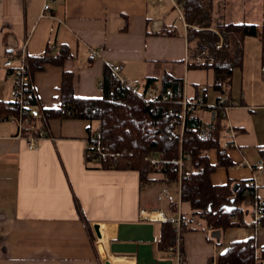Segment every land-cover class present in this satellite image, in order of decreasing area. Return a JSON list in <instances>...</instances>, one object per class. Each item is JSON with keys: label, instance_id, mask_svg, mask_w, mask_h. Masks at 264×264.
I'll use <instances>...</instances> for the list:
<instances>
[{"label": "crops", "instance_id": "1", "mask_svg": "<svg viewBox=\"0 0 264 264\" xmlns=\"http://www.w3.org/2000/svg\"><path fill=\"white\" fill-rule=\"evenodd\" d=\"M164 1L0 0V101L12 100L13 78L3 62L26 43L34 99L29 107L41 113L31 124L46 134L29 149L17 136V122L0 119V264H111L112 259L123 264H177L173 253L157 247L163 223L157 212L171 215L175 209L169 204L177 200V209L192 226L181 235L184 264L217 262L231 243L251 237L257 250L264 246V224L253 223L250 206L244 205L238 225L219 231L205 228L203 220L190 218L193 209L179 199L178 188L168 186L169 197H159L164 185L160 172L149 173L150 180L141 185L135 169L86 163L88 121L48 118L44 113L61 108L64 73L73 94L82 98L101 95L98 83L105 66L120 65L118 75L132 86H142L148 77L178 78L182 98L201 97L210 107L219 98L229 103L221 135L222 146L230 143L223 146L229 164L216 165L211 183L236 187L246 181L264 199L261 43L255 36L241 38L217 28L223 23L264 24L262 0H203L194 17L203 20V26L188 24L184 15L173 16L172 6ZM46 3L49 9L43 12ZM205 29L219 36L213 48ZM223 35L230 39L226 47ZM93 48H100L99 53L91 55ZM46 49L56 57L64 53L63 59L39 61ZM203 52L205 59L197 63ZM214 60L234 63L222 93L212 86ZM198 112L209 121L208 110ZM207 156L210 164L217 163L214 149Z\"/></svg>", "mask_w": 264, "mask_h": 264}, {"label": "trees", "instance_id": "2", "mask_svg": "<svg viewBox=\"0 0 264 264\" xmlns=\"http://www.w3.org/2000/svg\"><path fill=\"white\" fill-rule=\"evenodd\" d=\"M202 1L183 0L184 19L188 24L198 23L203 26V20L194 18L203 8ZM262 5L264 6V0ZM217 28L219 31L234 32L241 38L255 36L261 43V63L264 66V24L223 23ZM197 33L200 35L202 32ZM203 33L208 35L210 46L213 48L219 36L211 30ZM229 41L230 39L225 36L223 47L228 46ZM63 57L64 53L56 57L51 54L50 49H46L38 60L58 63ZM211 66L214 71L212 86L222 93L228 85L234 63L214 60ZM156 81L159 82L158 86H152L153 96L146 105L144 93ZM101 84L99 97H77L73 94L70 78L64 73L60 86L61 108L44 112L48 118L58 116L88 121L90 125L87 128V139H90L93 132L98 129L101 145L109 152H120L115 161L111 157L95 159L86 155V163H94V167L104 169H135L139 173L141 185L150 180L149 173L160 172L164 184L178 188L179 199L187 202L193 209L190 218L203 220L205 228L219 231L238 225L243 220L246 212L244 205L250 206L258 199L252 186L246 181H240L236 187L230 183L214 185L210 181V173L216 165L229 164L221 144V135L226 130L222 115V108L228 104L226 99L223 100V104L216 103L212 107L207 106L203 99V103L196 106L193 112L185 113L182 122L179 114L183 99L182 81L178 78L168 75L161 78L148 77L139 87L140 90H133L132 85L118 81L111 69L105 66ZM164 94H167L166 99H162ZM24 101L28 106L34 103L30 85L26 87ZM203 109L210 112V119L207 122L198 115V111ZM66 111L69 114H66ZM17 115L18 106L15 102L0 101V119H11ZM22 134L34 135V132L29 125H25ZM209 149L216 151L215 165L210 164L208 160ZM158 154L160 162L156 166L144 159V156L157 157ZM178 159H181L180 166L176 162ZM259 201L264 207V199ZM189 228L192 229V226L190 227L189 221L186 222L185 219L182 232ZM173 237L171 222L163 221L157 247L162 251H169ZM217 260L218 264H264V246L257 250L252 237L235 241L218 255Z\"/></svg>", "mask_w": 264, "mask_h": 264}, {"label": "built area", "instance_id": "3", "mask_svg": "<svg viewBox=\"0 0 264 264\" xmlns=\"http://www.w3.org/2000/svg\"><path fill=\"white\" fill-rule=\"evenodd\" d=\"M162 1V0H158ZM172 8L177 12V16L180 19H183L184 5L183 0H168ZM49 9V4L46 3L43 5V12ZM26 43H23L22 49L14 54H9L3 62V66L5 68L10 69V75L13 78V86L10 90V97L13 102H15L18 106V115L16 117H12L17 122L18 126V134L17 136L22 137L26 140L27 147L29 149H33L37 145V140L43 138L46 134L45 131L36 128L33 124H31V118H36L41 115L40 111L36 108L29 107L25 104L24 98L26 93V87L30 85V73L27 62V52L25 50ZM218 46V45H217ZM100 48H93L90 50L91 55H96L99 53ZM202 55L196 58L197 63H201L205 57ZM207 59V58H206ZM207 60L211 61V58ZM120 65H114L111 68L112 74L115 78L123 82L118 75ZM264 71V68H263ZM101 82L98 83L99 88H101ZM133 90H140L139 86L133 85L131 87ZM153 89L149 86L144 93V102L146 105L149 104V101L152 99ZM167 94L162 96V99H166ZM224 99L219 98L217 103L223 104ZM203 103V99L201 97L188 100L183 98L181 101V110H180V119L183 122V118L186 112H193L196 106ZM229 106V103L224 105L222 108V115L225 117V109ZM61 113H64L61 111ZM66 114H69L66 111ZM25 125H29L30 129L33 130L34 135H23V127ZM230 134L233 132L229 130ZM230 143L224 142L223 146L227 147ZM85 154L88 156H93L95 159H105L106 157H111L114 161L120 156V152H109L105 147L101 145L100 141V132L96 129L93 132V135L90 139L86 140L85 144ZM144 159L148 161L151 165L156 166L160 162V154L158 156H144ZM177 164L180 166L181 159H178ZM257 170H261L263 168L262 162H258L256 166ZM160 198H168L169 197V188L168 185L164 184L159 192ZM255 197H257L255 195ZM258 198V197H257ZM260 199H255L253 203L250 204L251 214L253 223L259 227L262 225V220L264 219V207L261 205ZM179 200L174 203L169 204L170 208H174V212L171 215H166L162 210L157 212V218L161 221H169L172 224L174 230V237L172 241V246L169 248V252L175 255L177 260V264H184L183 256L181 252V235H182V225L185 222V218L180 214L177 207H179ZM206 264H218L214 260H209Z\"/></svg>", "mask_w": 264, "mask_h": 264}, {"label": "rangeland", "instance_id": "4", "mask_svg": "<svg viewBox=\"0 0 264 264\" xmlns=\"http://www.w3.org/2000/svg\"><path fill=\"white\" fill-rule=\"evenodd\" d=\"M165 3V6H168L169 7V5H170V3L168 2V0H165L164 1ZM171 7V6H170ZM169 10V9H168ZM171 10V11H170ZM169 10V12L173 15V16H177V12L171 7V9ZM178 17V16H177ZM177 21H179V19H177ZM94 125V124H93ZM92 125V126H93Z\"/></svg>", "mask_w": 264, "mask_h": 264}, {"label": "water", "instance_id": "5", "mask_svg": "<svg viewBox=\"0 0 264 264\" xmlns=\"http://www.w3.org/2000/svg\"><path fill=\"white\" fill-rule=\"evenodd\" d=\"M93 228H94V231H95L96 236H97L98 238H100V237H101V234H100V231H99V227H98V225L95 224V225L93 226ZM105 264H109V262H108V261H105Z\"/></svg>", "mask_w": 264, "mask_h": 264}, {"label": "bare ground", "instance_id": "6", "mask_svg": "<svg viewBox=\"0 0 264 264\" xmlns=\"http://www.w3.org/2000/svg\"><path fill=\"white\" fill-rule=\"evenodd\" d=\"M100 250H101L102 253L104 252V251H103V248H101V247H100ZM103 254H104V253H103ZM111 261H112L111 264H123L122 262H117V260H115V259H112Z\"/></svg>", "mask_w": 264, "mask_h": 264}]
</instances>
